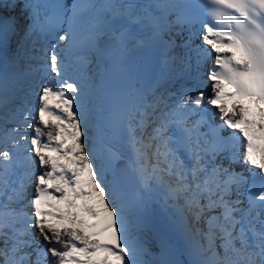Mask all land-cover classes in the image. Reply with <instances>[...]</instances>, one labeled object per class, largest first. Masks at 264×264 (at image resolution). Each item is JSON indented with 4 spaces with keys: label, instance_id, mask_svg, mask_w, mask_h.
Masks as SVG:
<instances>
[{
    "label": "snow or ice",
    "instance_id": "6c2138e0",
    "mask_svg": "<svg viewBox=\"0 0 264 264\" xmlns=\"http://www.w3.org/2000/svg\"><path fill=\"white\" fill-rule=\"evenodd\" d=\"M41 39L40 66L17 70ZM157 48L191 80L214 54L211 95L133 86L107 115L84 106L85 81L104 88L77 78L93 60L124 73ZM161 192L178 220L153 252L140 209ZM182 244L194 264H264V0H0V264H180Z\"/></svg>",
    "mask_w": 264,
    "mask_h": 264
},
{
    "label": "bare ground",
    "instance_id": "6f19581e",
    "mask_svg": "<svg viewBox=\"0 0 264 264\" xmlns=\"http://www.w3.org/2000/svg\"><path fill=\"white\" fill-rule=\"evenodd\" d=\"M195 41L201 42L199 38H196ZM55 42L54 40L52 41ZM48 47V41H43L40 45L37 43L36 48L37 51H32V45H27V51L26 54L20 59L17 65V70L21 72H28L29 68L28 65L31 64L33 67H38L42 63V53L39 51L41 46ZM214 57V54L209 57L206 61V63L202 66L201 73L199 75L198 80H191L187 78H176V77H170V74L168 73L167 69L165 68L163 64L164 56L160 60L159 69L157 72V75L155 76L152 86L158 85V91H164L167 90L170 93H178L183 88H192L195 87L198 90H202L205 92L206 95H211V81L207 79V73L210 71V66L212 62L210 61ZM207 68V71H206ZM43 73V82H47V79L49 78L46 73ZM42 73L35 74L34 76H26V81H31L35 79L37 83L41 82L42 79L39 76ZM80 75H84L85 77H92L97 83L101 81V77L99 76V71L96 72H90V73H83ZM85 91L89 92V96L84 100V106L86 108H93L95 107L96 110L99 112L102 109V92L96 94L94 92H90L87 87V81ZM29 101H33L35 99L34 96H30ZM20 101H17L16 103H19ZM220 115V114H219ZM99 119H92L89 121L88 129H89V135L93 138L89 141V143H92L97 138V131H96V125L98 124ZM38 125L34 124V127ZM31 130H29L30 132ZM45 139V138H42ZM38 169V168H37ZM40 170L38 169V172ZM172 201L166 200L164 198L163 193H154L148 200L147 203L144 205L143 208L140 209V215L147 224V228L145 231V236L148 242V246L151 248L153 252L158 251V246L156 244L155 240V234L158 231L162 230H176V223L178 220V217L175 212V208L172 206ZM219 243V242H217ZM174 258L178 261H180V264H194L195 261L201 260L204 257L196 254L193 251H190L188 249L187 244H182L178 251L174 253Z\"/></svg>",
    "mask_w": 264,
    "mask_h": 264
},
{
    "label": "rangeland",
    "instance_id": "374dc122",
    "mask_svg": "<svg viewBox=\"0 0 264 264\" xmlns=\"http://www.w3.org/2000/svg\"><path fill=\"white\" fill-rule=\"evenodd\" d=\"M31 64H33V63H31ZM41 73H42V72H41ZM39 76L41 77L42 80L44 79V78H43V77H44V76H43V73L40 74ZM10 127H11V125H10ZM33 127H34V126H33ZM29 135H30V136L32 135V131L29 132ZM45 139H46V138H45ZM36 173H37V171H36ZM37 174H38V173H37Z\"/></svg>",
    "mask_w": 264,
    "mask_h": 264
}]
</instances>
